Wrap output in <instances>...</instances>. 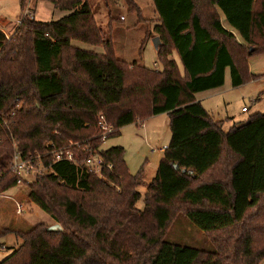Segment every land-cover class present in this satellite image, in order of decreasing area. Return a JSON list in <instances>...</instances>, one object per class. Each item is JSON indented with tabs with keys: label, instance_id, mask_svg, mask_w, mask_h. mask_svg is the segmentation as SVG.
I'll list each match as a JSON object with an SVG mask.
<instances>
[{
	"label": "trees",
	"instance_id": "obj_1",
	"mask_svg": "<svg viewBox=\"0 0 264 264\" xmlns=\"http://www.w3.org/2000/svg\"><path fill=\"white\" fill-rule=\"evenodd\" d=\"M37 1L69 15L51 22L23 15L10 39L0 32V195L16 187L14 155L39 154L49 172L28 184V199L62 231L15 232L21 243L0 264H260L264 113L223 131L195 95L222 87L226 70L234 88L259 78L246 65L264 53V0H151L159 70L117 59L88 0ZM163 114L170 141L145 184L143 169L129 173L122 147L102 149L98 116L114 128L110 139ZM49 144L74 152L76 163H53ZM94 153L112 165L101 178L80 164ZM178 214L215 236L213 252L166 242Z\"/></svg>",
	"mask_w": 264,
	"mask_h": 264
},
{
	"label": "rangeland",
	"instance_id": "obj_2",
	"mask_svg": "<svg viewBox=\"0 0 264 264\" xmlns=\"http://www.w3.org/2000/svg\"><path fill=\"white\" fill-rule=\"evenodd\" d=\"M21 1L0 0V32L7 39L11 38L23 15L40 22L57 21L69 15L66 11L53 8L48 2L37 0H23L24 8L21 9ZM131 1L139 9V18L137 14L128 12L124 0H88V3L100 30L104 33L110 31L114 54L117 59L127 63L137 62L147 69L159 70L160 65L153 45V40L158 37L153 34L157 18L151 0ZM221 18L224 19L222 16ZM71 45L96 54L103 53L100 47L85 45L76 41H73ZM173 59L182 69L178 58L173 56ZM246 68L248 73L254 76L264 73V53L249 58ZM197 99L214 121L222 122L223 131H228L233 126L246 123L251 115L264 113V76L256 81L245 80L242 86L234 88L231 86L230 74L227 70L222 87L201 93L197 95ZM242 108H245L246 111L242 112ZM169 141V121L168 117L163 114L151 117L145 122L139 121L124 127L118 136L102 142V149L122 147L129 173L136 175L143 169V181L145 184H149L152 179L148 180L154 178L163 156L160 149L166 148ZM39 168L41 170V167ZM47 172H49L48 169L38 174L36 169L33 170L31 175L23 177L21 183L16 184V187L11 189L12 192L7 194V196H12L11 193H16L11 197L13 207L10 209V219L0 221V234H4L0 236V262L20 245L21 241L15 237V232L26 231L36 225H43L47 228L58 225L28 199V184L36 177L47 174ZM138 192L141 198L136 203V208L142 210L145 188H138ZM16 203L22 206L20 215L16 214ZM165 235L166 242L170 244L204 252H213L215 249L213 245L215 236L199 231L183 214H178L172 218ZM260 264H264V259Z\"/></svg>",
	"mask_w": 264,
	"mask_h": 264
},
{
	"label": "built area",
	"instance_id": "obj_3",
	"mask_svg": "<svg viewBox=\"0 0 264 264\" xmlns=\"http://www.w3.org/2000/svg\"><path fill=\"white\" fill-rule=\"evenodd\" d=\"M122 19V18H121ZM246 109L243 108L242 112H245ZM98 138L104 142L107 141L108 137L114 133V128L109 125L105 118L102 115L98 116ZM47 148H52L50 152H48L46 155H50L52 157V162H60V161H67L71 163H76V154L70 150H64V149H53L52 145H47ZM74 148H79V145L76 144ZM85 150V149H84ZM83 150V151H84ZM43 157H41L39 154L36 156H29L27 158H21L19 155H14L11 165H10V171H12L17 176L16 184H20L23 177L31 175V172L33 170H37L38 174L43 173L46 171L45 168L41 167L40 160H42ZM38 162V164H37ZM82 167L86 169V171L89 174H92L98 178H101L103 175V172L105 170H111L112 165L107 164L103 161V159L98 154H89L86 156L82 163H80ZM78 165V164H77ZM41 167V170L40 168ZM22 213V206L18 203H16V214L20 215Z\"/></svg>",
	"mask_w": 264,
	"mask_h": 264
},
{
	"label": "crops",
	"instance_id": "obj_4",
	"mask_svg": "<svg viewBox=\"0 0 264 264\" xmlns=\"http://www.w3.org/2000/svg\"><path fill=\"white\" fill-rule=\"evenodd\" d=\"M221 24L223 26L224 29L228 30V31H231V29L228 27L227 28V24L225 22V20L221 18ZM234 35L237 37L236 33H234ZM156 50V49H155ZM227 71V70H226ZM225 71V73H226ZM261 74V73H259ZM257 74V76H259V78L261 76H264V73H262L261 75ZM259 78L257 80H259ZM256 81V80H255ZM224 82H225V79H224ZM214 90H217V89H214ZM210 91H213V90H210ZM208 92V91H206ZM202 93H205V92H202ZM201 93H198L195 95V100L200 103V101L197 99V95H199ZM201 104V103H200ZM202 106V105H201ZM243 109V108H242ZM242 111V110H241ZM167 147V146H166ZM165 148H162L160 149L161 153L163 154V151H164ZM151 179L153 178H149L148 181H150ZM13 190V189H12ZM12 190H9L7 192H5L3 195L0 196V221L1 220H4V219H10L9 217V213H10V209L13 207V200L11 199V197H13L14 195H16V193H11L12 196H7L8 193L12 192ZM15 210V209H14ZM15 215V214H14ZM17 217V216H16ZM16 219V218H15ZM17 220V219H16ZM16 220L14 221V223L16 222ZM20 220V219H19Z\"/></svg>",
	"mask_w": 264,
	"mask_h": 264
},
{
	"label": "water",
	"instance_id": "obj_5",
	"mask_svg": "<svg viewBox=\"0 0 264 264\" xmlns=\"http://www.w3.org/2000/svg\"><path fill=\"white\" fill-rule=\"evenodd\" d=\"M158 44H159V40L157 38H155L153 40V45H154L155 49L157 48ZM48 231H50V232H61L62 229L59 225H54V226L49 227Z\"/></svg>",
	"mask_w": 264,
	"mask_h": 264
}]
</instances>
